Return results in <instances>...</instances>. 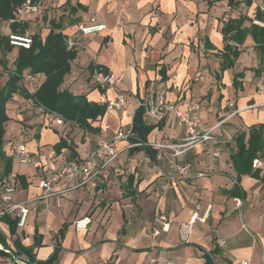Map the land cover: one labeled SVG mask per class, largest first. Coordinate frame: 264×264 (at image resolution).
Segmentation results:
<instances>
[{"label":"crops","instance_id":"1","mask_svg":"<svg viewBox=\"0 0 264 264\" xmlns=\"http://www.w3.org/2000/svg\"><path fill=\"white\" fill-rule=\"evenodd\" d=\"M40 2L44 11L30 14L26 20L28 30L32 34L40 33L43 38L51 29V20L61 24L60 30L66 35L75 33L78 23L94 15L98 22L107 25L104 31L80 35L78 56L71 61V70L60 89L105 103L106 97L114 96V91L102 90L92 80L95 68L103 66L124 76L120 87L130 95V102L122 110H107L103 117L91 121L94 127L100 128L99 132H91L65 119L63 125H46L38 112L19 109L27 99L21 93H15L8 101L10 120L5 123L4 149L13 157L12 143L25 142L33 156L30 164H21L13 157L12 174L18 177L12 199H5L0 180V232L11 248L14 249L16 238L25 246H34L37 231L41 244L34 247V255L39 260L48 259L60 242L58 259L53 264H95L97 261L164 264L163 257L176 264H204L205 253L215 247L219 252L214 264L241 260L264 264V144L256 155L263 161L262 167H252V172L257 171L255 175L240 176L245 193L239 196L242 206H237L234 201L237 197L229 193L238 177L232 160L238 150L237 136L244 133L247 141L251 126L264 124V68L251 34L238 46L241 53L232 67L220 71L221 58L217 55L224 48L222 28L229 18L247 16L250 19L245 20V26L252 23L264 26V21L255 19L261 0H251L250 4L242 0L232 7L227 17V0ZM0 24L2 31L10 32L8 22ZM17 53L15 47L7 54L9 67ZM196 72L205 78L197 79ZM8 77L7 72L0 75V89ZM44 80L45 74L38 73L32 80L22 81V85L34 92ZM160 92L179 104L201 100L204 104L200 112L202 127L225 119L216 130L217 142L188 148L178 156L154 147L157 150L154 158L143 150L130 154L127 149L94 185L42 197L40 178L73 158L69 147L57 152L55 144L61 138L74 147L77 152L74 158H84L95 146L98 135L113 137L119 129L131 124L140 98ZM134 97L137 104L133 106ZM229 103H234V107ZM233 110L237 112L230 116ZM143 119L149 124L144 114ZM164 122L163 127L157 126L148 135L149 143L181 142L185 129L174 121ZM216 146L220 148L217 157L214 156ZM175 161L190 164L193 171L204 174L180 180L164 190L162 184L175 173ZM9 204H23L28 208L25 225L17 224L14 234L1 218ZM208 205L212 209L207 221H198L190 241L184 242L180 234L182 222L188 221L196 211L202 214ZM7 213L18 217L19 210ZM86 215L93 222L86 229L76 228L75 220ZM65 223L67 228L61 238L59 230ZM165 223L168 228L163 230ZM156 229L160 230L159 235L154 234ZM219 238L226 239V243L219 245ZM10 258L0 254V264H8Z\"/></svg>","mask_w":264,"mask_h":264},{"label":"trees","instance_id":"2","mask_svg":"<svg viewBox=\"0 0 264 264\" xmlns=\"http://www.w3.org/2000/svg\"><path fill=\"white\" fill-rule=\"evenodd\" d=\"M212 2L215 0H211ZM231 6L239 5L242 0H227ZM25 0H0V23L8 22L10 32H4L0 29V75L3 72L8 73V79L4 86L0 89V180L2 184L5 179L13 172V157L7 154L4 149L5 123L10 120L7 113L6 105L15 93H21L25 98L32 99L35 104L45 107V109L60 114L66 121L76 123L83 129L91 132H99V127H94L91 121L98 120L103 117L107 111L106 103H98L88 100L86 95H75L68 89L61 90L60 86L64 81V77L71 70V61L77 58L78 50L76 48H68L66 34L62 32L61 24L51 20V29L45 38L40 33H34L32 44L29 48L15 46L10 43V34H23L29 28L27 20H17L16 9L21 6ZM33 3L40 0H32ZM248 4L251 0H246ZM247 16L239 18H229L223 25L222 33L224 39V48L217 55L221 58L220 71L232 67L238 59L241 51L238 46L243 45L247 36L251 34L255 41V48L261 68H264V26L252 23L245 26ZM255 19L264 21V11L258 7ZM253 21V19H251ZM1 26V24H0ZM59 29V30H58ZM15 47L18 53L11 67L8 66L9 59L7 54ZM208 47H212L208 43ZM33 74H45V80L34 91L31 92L22 85L23 73L25 70ZM220 76L218 75V78ZM234 84L237 86V76L234 78ZM144 108L138 106L133 117V135L130 137L132 143H139L129 148V153L133 154L138 151H145L152 158L156 156L157 150L149 144L148 135L153 129L164 126V120L158 124H147L143 119ZM264 144V124L251 126L250 136L245 141V134L240 133L237 136L238 150L232 155L234 167L238 172V177L229 193L234 197L244 196L245 193L240 185V176L242 174L252 173L255 175L257 171L252 172V162L258 151ZM69 147L71 149V157L77 156L74 147L67 142L65 138H61L55 144L57 152L62 148ZM18 177V175H17ZM20 177V176H19ZM10 226L12 234L16 233L18 217L10 216L7 211L1 217ZM67 224L59 230L62 238L66 231ZM123 231V230H122ZM41 235L36 231L34 246H25L18 238L14 240V249L7 243L6 237L0 232V243L12 253L0 249V254H26L34 264H53L59 255L61 249L60 242H57L51 256L46 260H39L34 255V247L41 244ZM219 252L218 247L205 253L206 262L204 264H214L215 255Z\"/></svg>","mask_w":264,"mask_h":264},{"label":"built area","instance_id":"3","mask_svg":"<svg viewBox=\"0 0 264 264\" xmlns=\"http://www.w3.org/2000/svg\"><path fill=\"white\" fill-rule=\"evenodd\" d=\"M231 5L226 6V17L232 11ZM260 10L264 11V0H261L259 5ZM45 7L41 2L33 3L32 0H25V2L17 7L16 15L17 20H26L30 14L40 13L44 11ZM107 25L103 22H98L97 17L91 16L89 19L81 21L77 25V31L73 34L66 35L68 48H77L80 45V35H88L104 31ZM10 43L15 46H22L29 48L32 44L33 34L27 30L23 34L11 33ZM26 73V72H25ZM195 77L203 80L205 76L201 72H196ZM34 75L30 72L26 74L27 80H32ZM124 76L119 73L106 70L103 66H97L92 73L93 82L102 90L112 89L114 91L113 97H106L105 103L107 110H122L126 108L130 102V95L126 94L124 89L120 87ZM105 95V93H104ZM22 109L34 110L42 115L46 125H63L64 118L54 111L45 109L41 105L27 98L23 102ZM139 106H143L144 115L149 124H156L161 121H174L185 129V137L181 142H151L152 147L163 149L164 152H169L173 156L182 154L188 148L197 145L207 144L210 142H217L216 130L222 126L225 119L219 120L216 124L202 127L200 123V112L204 108L201 100H193L185 104H179L168 100L165 93H155L143 96L139 99ZM230 107H234V103H229ZM237 110H233L230 114L233 115ZM133 135V123L125 128L119 129L113 137H105L98 135L96 137L95 146L84 158L69 159L66 164L58 170L52 171L47 175L40 178L39 186L43 190L42 197L49 198L50 196L65 193L68 190L80 186L94 185L96 180L105 172V170L121 155L124 150L129 149L131 146L139 144L132 143L130 137ZM122 143H124L122 145ZM12 155L21 164H30L33 161L32 152L28 149L25 142L12 143ZM220 155V148L215 147L214 156ZM175 173L169 175L168 179L162 184L164 190L170 189L180 180H186L195 176H202L204 173L193 171L190 164H181L178 162L173 163ZM263 161L259 157H255L252 162L253 168H260ZM17 183V175L10 174L4 181L3 189L5 192V199H12L11 194L15 191ZM237 206H242L243 201L237 197L234 199ZM18 213V225L24 226L28 214V208L23 204H9L7 210L15 211ZM212 209V205H208L206 209L200 214L194 212L188 221L182 222L180 226L181 238L184 242L190 241V234L195 224L206 222L208 215ZM165 219V216H161ZM93 222V218L89 215L83 216L75 220V226L78 229H86ZM168 224H163L162 229H167ZM155 235L160 234V230L154 231ZM219 245H224L226 239L219 238ZM0 249H4L8 253H12L11 249L5 248L0 243ZM155 261V259H153ZM164 264H176L174 260L163 257ZM8 264H34L26 254H12ZM95 264H104L102 261H97ZM233 264H249L248 261L241 260Z\"/></svg>","mask_w":264,"mask_h":264},{"label":"rangeland","instance_id":"4","mask_svg":"<svg viewBox=\"0 0 264 264\" xmlns=\"http://www.w3.org/2000/svg\"><path fill=\"white\" fill-rule=\"evenodd\" d=\"M0 55H2V54H0ZM28 72H30V71H27L26 73H25V71H24V73H23V79H22V81H25V78H26V74L28 73ZM33 74V73H32ZM34 76H35V74H34ZM31 88L29 87V90H30ZM137 104V99L134 97V101H133V106L134 105H136ZM24 106H22V105H20L19 106V109H21V111H26L27 109H22ZM130 114L132 115L133 114V112L132 111H130ZM31 129V128H30Z\"/></svg>","mask_w":264,"mask_h":264}]
</instances>
